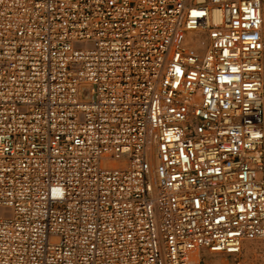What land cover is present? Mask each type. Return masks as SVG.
<instances>
[{
	"label": "built area",
	"instance_id": "built-area-1",
	"mask_svg": "<svg viewBox=\"0 0 264 264\" xmlns=\"http://www.w3.org/2000/svg\"><path fill=\"white\" fill-rule=\"evenodd\" d=\"M263 13L0 0V264H264Z\"/></svg>",
	"mask_w": 264,
	"mask_h": 264
},
{
	"label": "rangeland",
	"instance_id": "rangeland-1",
	"mask_svg": "<svg viewBox=\"0 0 264 264\" xmlns=\"http://www.w3.org/2000/svg\"><path fill=\"white\" fill-rule=\"evenodd\" d=\"M84 97H89L87 90L84 91ZM203 259L209 264V261L225 259L231 264H263L261 259V246L257 242H252V250L249 253H246L245 246L243 245L241 253L236 256H228L226 254H210L209 251H205L202 254Z\"/></svg>",
	"mask_w": 264,
	"mask_h": 264
},
{
	"label": "bare ground",
	"instance_id": "bare-ground-1",
	"mask_svg": "<svg viewBox=\"0 0 264 264\" xmlns=\"http://www.w3.org/2000/svg\"><path fill=\"white\" fill-rule=\"evenodd\" d=\"M263 16H264V13H263ZM198 44H199L200 48L202 49L203 46H204V42L200 41V43H198ZM244 246H245L246 253H249L252 250V242H245ZM210 254H213V253H210ZM192 255L195 258H199V257H201L202 254H200V252L198 250H196V251L192 252ZM209 264H231V263H229L225 259H221V261H219V260H217V261H215V260L209 261Z\"/></svg>",
	"mask_w": 264,
	"mask_h": 264
}]
</instances>
